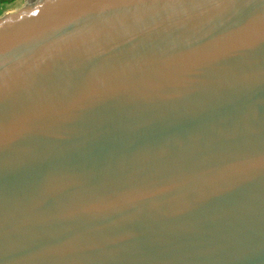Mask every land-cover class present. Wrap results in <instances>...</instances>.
Segmentation results:
<instances>
[{"label": "water", "instance_id": "1", "mask_svg": "<svg viewBox=\"0 0 264 264\" xmlns=\"http://www.w3.org/2000/svg\"><path fill=\"white\" fill-rule=\"evenodd\" d=\"M0 264H264V0L0 17Z\"/></svg>", "mask_w": 264, "mask_h": 264}, {"label": "rangeland", "instance_id": "2", "mask_svg": "<svg viewBox=\"0 0 264 264\" xmlns=\"http://www.w3.org/2000/svg\"><path fill=\"white\" fill-rule=\"evenodd\" d=\"M25 2V0H14L13 2L10 3H5L0 5V17L3 15L17 11L18 8Z\"/></svg>", "mask_w": 264, "mask_h": 264}, {"label": "crops", "instance_id": "3", "mask_svg": "<svg viewBox=\"0 0 264 264\" xmlns=\"http://www.w3.org/2000/svg\"><path fill=\"white\" fill-rule=\"evenodd\" d=\"M13 1H14V0H0V5L5 4V3H7V2L10 3V2H13ZM24 3H25V2H24ZM24 3H23V4H24ZM23 4H22L19 8H21V7L23 6ZM19 8H18V9H19Z\"/></svg>", "mask_w": 264, "mask_h": 264}]
</instances>
